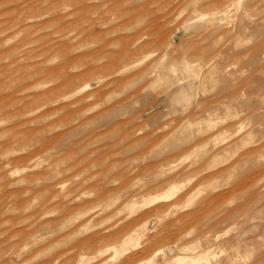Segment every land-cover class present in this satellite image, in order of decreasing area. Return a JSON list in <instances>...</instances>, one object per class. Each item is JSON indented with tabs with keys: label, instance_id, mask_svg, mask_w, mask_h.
Listing matches in <instances>:
<instances>
[{
	"label": "rangeland",
	"instance_id": "1",
	"mask_svg": "<svg viewBox=\"0 0 264 264\" xmlns=\"http://www.w3.org/2000/svg\"><path fill=\"white\" fill-rule=\"evenodd\" d=\"M177 255L264 264V0H0V264Z\"/></svg>",
	"mask_w": 264,
	"mask_h": 264
},
{
	"label": "bare ground",
	"instance_id": "2",
	"mask_svg": "<svg viewBox=\"0 0 264 264\" xmlns=\"http://www.w3.org/2000/svg\"><path fill=\"white\" fill-rule=\"evenodd\" d=\"M163 58H164V56H163ZM184 91H185V88H182L181 90H179L178 91L179 95L183 94ZM177 188H178V185L173 183V186L170 188V191L168 193L166 192L162 196H153V198L152 199L150 198L148 201L150 202V200H151V202H152L153 200H156L158 198L170 197L177 191ZM170 250H172V249H170ZM175 259H177L176 260V264H178V262H184V261H187V260L190 261V263H188V264H199L201 262V259L202 260L205 259L207 264H211V260H209V258L207 256H205V257H194V256H189V255H177Z\"/></svg>",
	"mask_w": 264,
	"mask_h": 264
}]
</instances>
